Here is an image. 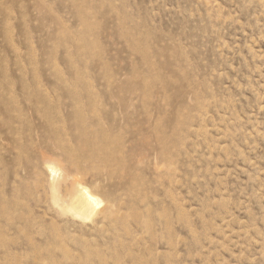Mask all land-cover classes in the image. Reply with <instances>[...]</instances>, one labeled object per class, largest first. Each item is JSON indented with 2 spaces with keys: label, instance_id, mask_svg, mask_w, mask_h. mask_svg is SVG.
Wrapping results in <instances>:
<instances>
[{
  "label": "rangeland",
  "instance_id": "374dc122",
  "mask_svg": "<svg viewBox=\"0 0 264 264\" xmlns=\"http://www.w3.org/2000/svg\"><path fill=\"white\" fill-rule=\"evenodd\" d=\"M0 264H264V0H0Z\"/></svg>",
  "mask_w": 264,
  "mask_h": 264
},
{
  "label": "bare ground",
  "instance_id": "6f19581e",
  "mask_svg": "<svg viewBox=\"0 0 264 264\" xmlns=\"http://www.w3.org/2000/svg\"><path fill=\"white\" fill-rule=\"evenodd\" d=\"M51 172L53 173L54 171L51 170ZM56 172V171H55ZM81 190V189H80ZM84 191V190H83ZM86 191V190H85ZM89 193V192H88ZM87 192L84 193V198H80L79 196V202L82 205L83 209H86L88 207L93 208L95 206H97L99 204V202L97 203L95 200H93V197H91ZM99 201V200H98ZM88 206V207H87ZM87 210V209H86ZM95 210V209H94Z\"/></svg>",
  "mask_w": 264,
  "mask_h": 264
}]
</instances>
